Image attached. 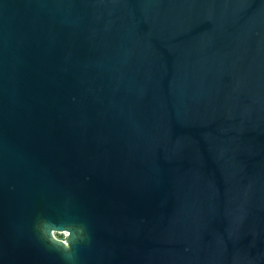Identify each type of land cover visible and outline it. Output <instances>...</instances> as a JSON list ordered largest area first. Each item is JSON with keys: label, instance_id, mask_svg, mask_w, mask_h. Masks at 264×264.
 <instances>
[{"label": "water", "instance_id": "95a60500", "mask_svg": "<svg viewBox=\"0 0 264 264\" xmlns=\"http://www.w3.org/2000/svg\"><path fill=\"white\" fill-rule=\"evenodd\" d=\"M42 216L76 264H264V0H0V264H65Z\"/></svg>", "mask_w": 264, "mask_h": 264}, {"label": "clouds", "instance_id": "9594fccd", "mask_svg": "<svg viewBox=\"0 0 264 264\" xmlns=\"http://www.w3.org/2000/svg\"><path fill=\"white\" fill-rule=\"evenodd\" d=\"M63 226L66 229L61 239L55 229ZM37 238L44 246L61 256L65 264H76L79 248L89 239L83 222L70 216L59 218L39 217L34 224Z\"/></svg>", "mask_w": 264, "mask_h": 264}, {"label": "rangeland", "instance_id": "374dc122", "mask_svg": "<svg viewBox=\"0 0 264 264\" xmlns=\"http://www.w3.org/2000/svg\"><path fill=\"white\" fill-rule=\"evenodd\" d=\"M59 234V233H58ZM62 236V234H59V237H61Z\"/></svg>", "mask_w": 264, "mask_h": 264}, {"label": "flooded vegetation", "instance_id": "af4514ba", "mask_svg": "<svg viewBox=\"0 0 264 264\" xmlns=\"http://www.w3.org/2000/svg\"><path fill=\"white\" fill-rule=\"evenodd\" d=\"M64 234H62V236H63Z\"/></svg>", "mask_w": 264, "mask_h": 264}]
</instances>
